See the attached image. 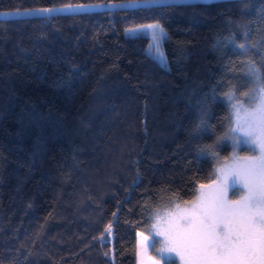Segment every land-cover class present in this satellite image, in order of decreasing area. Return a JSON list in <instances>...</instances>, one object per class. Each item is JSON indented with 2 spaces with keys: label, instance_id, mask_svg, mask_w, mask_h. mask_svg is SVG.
Returning a JSON list of instances; mask_svg holds the SVG:
<instances>
[{
  "label": "trees",
  "instance_id": "16d2710c",
  "mask_svg": "<svg viewBox=\"0 0 264 264\" xmlns=\"http://www.w3.org/2000/svg\"><path fill=\"white\" fill-rule=\"evenodd\" d=\"M152 23L165 65L129 34ZM249 61L264 72V0L0 18V264H136L137 235L228 159L225 94L247 98Z\"/></svg>",
  "mask_w": 264,
  "mask_h": 264
},
{
  "label": "snow or ice",
  "instance_id": "6c2138e0",
  "mask_svg": "<svg viewBox=\"0 0 264 264\" xmlns=\"http://www.w3.org/2000/svg\"><path fill=\"white\" fill-rule=\"evenodd\" d=\"M144 28L152 29L157 41L166 35L158 24ZM238 47L244 50L246 46ZM248 63L253 88L245 96L252 106L245 107L234 91L225 94L229 119L235 117L236 127H230L224 139H232L234 148L246 146L257 154L240 157L234 152L232 163L218 168L211 184L199 186V195L190 208L177 204V211L168 215L162 231L152 226L155 236L164 237L158 255L166 264H175L173 253L182 264H264V72L254 62ZM229 187L243 192L239 200L228 199ZM105 232L111 233V225ZM155 236L150 246H155Z\"/></svg>",
  "mask_w": 264,
  "mask_h": 264
},
{
  "label": "rangeland",
  "instance_id": "374dc122",
  "mask_svg": "<svg viewBox=\"0 0 264 264\" xmlns=\"http://www.w3.org/2000/svg\"><path fill=\"white\" fill-rule=\"evenodd\" d=\"M190 1H199V2H213L218 0H144V1H131V2H124V3H117V4H99V5H67L62 7H55V8H44V9H56L57 11L52 12H42L39 11L41 9H34V10H16V11H7V12H0V18H19V17H30V16H50L54 14H74V13H81V12H88V11H94V10H103V9H113V8H130V7H137V6H149V5H163V4H179V3H185ZM71 6V7H68ZM83 6V7H78ZM17 13H19L17 15ZM157 24V23H152ZM147 24V25H152ZM143 25L141 27H138L134 29L135 31L129 32L130 35H145L148 37L149 44L147 47L148 54L159 61L162 65H165V58L163 53V41L166 37H161L158 41L153 39V30L152 29H146ZM158 31V30H157ZM157 48H159V52H157ZM162 57V58H161ZM241 102L245 103V107H251L252 105L249 103V97L246 99H241ZM243 115V113H241ZM231 127H236L235 124V117H232V125ZM229 143L231 145V152L226 161H224L220 166L216 168V170L220 167H222L225 163H232V160L230 159L233 156V153L235 152L236 155L240 157H251L256 155L257 153H254L249 148L245 147H235L234 148V142L232 139H228ZM217 177V173L215 172V177L213 180H215ZM213 182V181H212ZM211 182V183H212ZM209 183V184H211ZM208 184V185H209ZM206 191V189H205ZM199 195V192L197 196ZM243 195V192L237 188V190L233 191L231 187H229L227 196L229 200H239L241 196ZM197 198V197H196ZM196 200V199H195ZM194 200V201H195ZM192 204L189 205H183L180 206L181 208H190ZM176 207L172 208L169 211L159 213V215H155L151 224L148 234L142 235L138 234L136 238V250H137V259L136 264H164L166 262L165 259H162L160 255H158V250L162 247V241L164 239L163 236H155V232L152 229V226L155 224L156 230L155 231H162L164 228V225L166 223V220L168 218V215L170 213L176 212ZM155 236V240L157 241L155 243V246H150L151 241H153V238ZM147 238V239H145ZM173 257L175 263L182 264L178 256H175V254H171Z\"/></svg>",
  "mask_w": 264,
  "mask_h": 264
}]
</instances>
